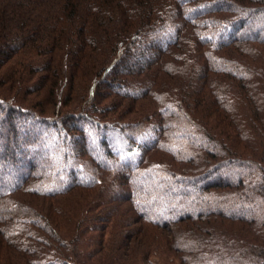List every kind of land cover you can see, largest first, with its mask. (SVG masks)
<instances>
[{
	"label": "trees",
	"instance_id": "obj_1",
	"mask_svg": "<svg viewBox=\"0 0 264 264\" xmlns=\"http://www.w3.org/2000/svg\"><path fill=\"white\" fill-rule=\"evenodd\" d=\"M256 15L264 16V0H0V264H69L73 247L60 243L50 219L63 201L49 202L46 217L40 204L96 182L129 200L143 223L168 232L187 222L169 237L178 264H264V34L253 31ZM149 34L157 41L135 46ZM143 71L153 72L146 90H123L122 76ZM112 94L157 114L136 124L114 119L105 103ZM29 98L36 109L20 102ZM137 184L166 206L194 211L170 218ZM161 208L163 217L155 215ZM102 221L92 226L101 231ZM127 231L113 264L127 260L135 237L143 242L141 228L135 237Z\"/></svg>",
	"mask_w": 264,
	"mask_h": 264
},
{
	"label": "rangeland",
	"instance_id": "obj_2",
	"mask_svg": "<svg viewBox=\"0 0 264 264\" xmlns=\"http://www.w3.org/2000/svg\"><path fill=\"white\" fill-rule=\"evenodd\" d=\"M245 22L247 23L248 26H250L252 21L249 22L248 20L247 21L245 20ZM261 23H264V16L259 17V15H256L253 18V24H254L253 31L254 32H259V33L264 34V25L263 24L261 25ZM161 34L162 36H164V38L168 35L166 31H162ZM132 35L128 36V39H130ZM149 36L150 34L146 36L145 38H141L139 40L134 41L135 46H139V45H141L139 47L149 46V44H152V42L157 41V36L155 34L154 36L153 35H151L150 37ZM48 40L49 39H47V37L43 36L41 38V43L43 42L46 43ZM45 56L46 55L40 56L41 57L40 60H43ZM133 61L134 60H128L127 62H129V64H132ZM88 65L92 66L93 63L89 62ZM98 69L99 68L95 67L96 71ZM61 70L63 72L64 68L62 67ZM149 71L140 72L138 75H131V77L129 78H127L126 75L122 76L123 77L122 79H125V81L127 82L125 83L126 88H124L123 90H129L133 92H137L139 90L141 91L146 90L148 87V84H150L151 81L153 80V78L151 77L153 72L149 73ZM36 74L37 76L35 78V82H32V85H34L35 89L38 86H40V84H42L41 79H43L46 76L44 71L38 72ZM136 76L138 77L132 80V78ZM85 77H82V78H85ZM22 80H23L22 78H18L17 83L21 84ZM170 80H173V79L171 78ZM163 82L168 83L169 81L164 79ZM57 87L58 86L55 87L56 90H58ZM56 90L54 91L55 95H56ZM0 92H3L4 94H6L4 90L3 91L0 90ZM9 94L14 95L16 93L13 90L12 93H9ZM116 95H113V94L110 95V97L107 99V102H105L107 104H110V108L113 111H111V113H108V115L113 116L114 119L118 117L119 119H122V121H125L127 123L136 124V122H140L141 120H144V119H149L152 117V115L157 114L155 113V109L153 107L147 109V107L144 106V103L146 102L143 100L129 99L128 97H126V94H122V95L116 94ZM35 96H37L39 99L40 98L43 99L46 97L44 96V92L42 95L41 93L35 92ZM118 96H123L125 98L120 99ZM53 97L56 102V96H53ZM20 102L25 106L36 109L35 104L37 103V101L35 100H32L29 98L27 103L25 102L23 103L20 99ZM112 103H114L115 106H113ZM79 105H81V103H79ZM56 109H60V107L57 106ZM68 110L66 108L62 109L61 113L62 114H66L69 112L74 113L73 110L70 109V107ZM76 111H79V109H77ZM15 127L17 126L15 125ZM119 136L120 135H118V137ZM143 138H146V141H149V134L144 135ZM115 144L117 145L116 147L117 150L121 151L122 149L119 148V143L116 141ZM88 145H89V148L92 147L91 142ZM30 157L31 156H28V158ZM128 162L130 163V161ZM222 173H223V176L230 179L231 173L229 174V172L225 170ZM123 179L126 180L125 178ZM130 185H133L135 187V183L133 181L129 183V186ZM137 185L139 189L141 190V192L148 195L147 200H151L153 199V197L154 198L157 197L158 201L156 202L162 206H165L166 210L171 211L169 214H167L168 216H170V218H178L179 215H182V214L186 215L190 213V211H194V208H192V206H188V207L180 206V205L174 206V204L166 206L167 204L166 198L162 199L161 195H158L152 190L149 191V189H151L149 186L147 187L142 186V184H137ZM105 186H109V185H106V184L104 185L101 182H96L93 188L91 189H78L77 188V190L70 192V197H66L63 199L62 197H55V198H50L48 200H45V198H42V203L40 202L41 206L44 205V202L46 203V205H44L41 208L43 212L40 215L50 216L48 213L50 211L47 210L48 203L49 202L52 203L54 202V200H56L57 203L61 200L63 201L57 204L59 206V204L61 203L60 205L61 208L58 207L61 210H59V212H53L52 210L51 216H53V218L50 217V219L55 218L56 220V222L54 223L52 222L53 224L52 226H54V229L56 230V237L60 236V243H63L64 245H70L71 248L73 247L71 250L70 256H69V258L71 259V261H68L69 264H74L76 260H81L80 262L81 263L83 262V264H104V263L113 264V260H118L116 258V256H118L116 253L120 254L123 252V248L119 246L120 245L119 243L121 241L120 236H123L124 232L127 230H128L127 231L128 234L132 235V232H133L134 237L138 236L140 232L135 231L137 227L141 228L142 230L143 242L147 244L146 250H145V245L143 244V242L140 244H135L137 243V241H140V238L135 237V239L132 241L134 248L130 246L128 250L125 249V251L127 252V255H125L124 257L127 260L124 261L123 264H143L141 260L142 255H145V257L148 256L150 260L157 259L159 263H156V264H178V262L176 261L177 255L174 254V252H172L170 248L169 240L171 238L172 233L176 234L180 231V229L184 230V228H186L185 225L187 222H183V223H179V224H175L174 226H171L170 227L171 229L168 232L165 228L161 229V228H157L152 225H148L146 224L148 222L143 223L141 220H139L140 219L139 215L130 208L129 200L125 202L124 201L125 198L122 194H119L113 197L112 195L113 191L111 192V190H108L109 187H105ZM193 186L197 187V184H194ZM128 188L131 189V191L135 192L134 188H131V187H128ZM138 196H141V195H138ZM112 200H114V202ZM177 202H180V201L176 200V204H178ZM112 203H115L117 207L109 208L110 206H114ZM190 204H191L190 202L187 203V205H190ZM129 208L131 211L129 210ZM162 210H163L162 208L157 210L156 212L158 213H156L155 215H159V217H163L164 212L162 213ZM111 212L112 214H108ZM100 217L103 219L101 231L97 230L96 227L92 226L95 224L93 223L94 219L100 218ZM129 217L131 219V224H129L128 227H126V224H127L126 220ZM155 217L156 216L152 217L151 219L157 220ZM137 220H139L141 224L136 223ZM50 235L52 236V233ZM35 238L36 240H41L39 239L38 236H35ZM102 238H104V241H102ZM99 241L101 242L100 244H98ZM48 242L54 243L53 244L54 246L57 245L52 240V238H49ZM38 245H42V244H38ZM169 248H170V251H169ZM13 251L20 259V256H21L20 253H18L14 249ZM72 252L73 254L75 253L81 256H85V257L78 258L77 255L73 256ZM89 253H93V257H90ZM100 259H101V263L95 262V261L99 262ZM9 260H10V257H9Z\"/></svg>",
	"mask_w": 264,
	"mask_h": 264
}]
</instances>
